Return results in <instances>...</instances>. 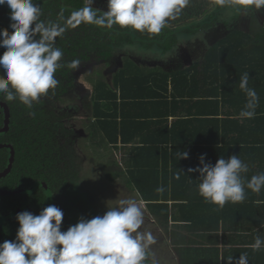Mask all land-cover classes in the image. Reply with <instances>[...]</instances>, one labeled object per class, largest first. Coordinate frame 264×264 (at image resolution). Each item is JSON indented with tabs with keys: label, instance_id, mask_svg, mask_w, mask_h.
I'll return each mask as SVG.
<instances>
[{
	"label": "trees",
	"instance_id": "1",
	"mask_svg": "<svg viewBox=\"0 0 264 264\" xmlns=\"http://www.w3.org/2000/svg\"><path fill=\"white\" fill-rule=\"evenodd\" d=\"M36 3L42 9V20L64 24L86 0ZM92 7L107 11V0H94ZM188 8L195 12L193 18L203 19L196 34L185 31L187 39L220 23L228 26L226 20H220L201 30L205 15L234 10L215 5L214 0H189ZM249 11L251 33L232 27L193 66L164 72L141 63L148 52H156L160 59L174 56L173 48L178 50L184 32L183 20L179 21L182 13L159 34L119 25L110 29L87 23L69 25L56 40L64 53L61 63L79 59L83 70L94 64L117 69L119 56L124 67L113 72L112 85L101 73L96 74L91 78L93 93L87 90L84 98L76 91L77 70L67 67L55 74L57 88L31 110L19 101L8 103L0 97L5 104L0 107V243L16 239L20 227L16 217L24 211L39 215L50 205L58 207L64 214L62 231L81 218L103 215V207L76 185L77 172L69 164L76 137L64 127L73 115L58 107L59 102L75 104L82 99L90 123L86 141L95 142L98 148L99 138L103 145L98 151L106 150L108 157L111 150L123 161L127 187L146 202L173 244L184 245L183 264H229L230 258L236 264L242 254H247L248 264H264V247L260 251L250 247L256 236L264 238V188L259 193L246 189L243 202H229L218 209L199 195V172L188 171L201 166L199 157L206 154L205 162L212 165L221 157L239 156L249 164L246 180L264 173V25L256 9ZM237 16L241 19L242 13ZM11 23L9 7L0 5V31L11 32ZM150 42L157 47H150ZM5 51L0 47V55ZM244 72L249 73V87L259 96L253 119L239 117L246 102L239 89ZM3 74L5 70L0 68ZM180 151H187L188 159H179ZM94 155L102 158L96 149ZM121 175L110 172L102 177L113 182ZM161 187L164 191L158 192ZM58 199L66 205L61 206ZM177 230H188L197 239L186 240Z\"/></svg>",
	"mask_w": 264,
	"mask_h": 264
},
{
	"label": "clouds",
	"instance_id": "2",
	"mask_svg": "<svg viewBox=\"0 0 264 264\" xmlns=\"http://www.w3.org/2000/svg\"><path fill=\"white\" fill-rule=\"evenodd\" d=\"M214 3L237 13L252 8L264 10V0H214ZM5 4L10 9L12 31H0V47L6 49L0 55V68L5 70L0 75V97L8 103L19 101L31 110L41 97L57 88V70L80 68L79 59L61 63L64 53L56 46L57 38L63 36L69 25L87 23L109 29L119 25L141 33L159 34L169 21L179 17L189 0H107V11L94 9V0H86V5L64 24L42 20V9L36 0H0V5ZM226 27L228 35L231 28ZM249 79V73L244 72L239 80V89L246 97L239 113L241 119L255 118L259 106V96L249 87ZM177 155L179 159L189 157L187 151ZM205 156L199 157L201 166L188 171L199 172V195L218 209L229 202H243L246 189L259 193L264 188V173L246 180L244 174L249 172V164L239 156L227 160L221 157L215 165L206 163ZM179 178L177 173L176 179ZM144 204L135 199H120L114 206H108L104 215L81 218L67 231L61 230L64 214L54 205L44 208L39 215L19 213L16 239L0 243V264H145L156 239L152 232L140 231L145 223ZM250 247L260 251L264 238L256 236ZM152 264H157L155 258ZM236 264H248L247 254H242Z\"/></svg>",
	"mask_w": 264,
	"mask_h": 264
},
{
	"label": "rangeland",
	"instance_id": "3",
	"mask_svg": "<svg viewBox=\"0 0 264 264\" xmlns=\"http://www.w3.org/2000/svg\"><path fill=\"white\" fill-rule=\"evenodd\" d=\"M253 9L254 8H252L251 10ZM226 11H225L226 13L224 12V10L222 11L225 13L224 15L223 14L205 15L203 21L205 20L207 21L202 24L201 30L205 29L204 25L215 24L216 21H220V20H222L223 22L224 20H226L229 28L234 27L237 30H241L244 32H248L250 30L249 25H250V18L252 16L251 11H248L246 13L241 12L242 13L241 19L240 16H237V12L235 10L227 9ZM256 14L257 15L259 14L261 23L264 25V17L262 10L259 11L256 10ZM194 15L195 12H193L192 8L191 10L190 8L184 9L182 14L180 15L179 21L183 20V25H180L183 26L181 28V31L184 32L180 33L181 36L178 44L179 51H177V48L175 47L173 48L174 50H176L174 53V58H165V56L163 55L162 59H160L159 54H157L156 52L154 51L148 52L146 53L147 60L143 62V64L141 63V65L143 66L145 65V68L148 67L160 68V70L162 69L161 71L163 72L166 70L167 71H171V70L173 71L175 69L179 70L177 68H179L180 66L191 67L194 60L201 57L200 51L206 52L210 44L223 40L224 38L227 37L226 36L227 27L226 25L220 23L219 25L211 26V30H207L206 32L200 34L198 33L197 36L195 37H193L192 35L190 36L191 39H187L185 31L188 30L189 32H192V34H196L201 27V25H198V23H201L203 18L196 19L193 18ZM187 17L190 18L187 19ZM178 25L179 23L177 24V26ZM177 26H174L172 28H175ZM228 32L230 33V30H228ZM166 42L167 41L164 40L165 44ZM150 44L153 45L150 46L152 48L157 47L156 45L153 44V42H150ZM116 59L118 62L122 63L119 56ZM162 65H164V67ZM114 70H115L114 67L105 68V65H98V66L90 65L88 68H86V70H83V68L80 67L76 71V73H79V75H81V77L79 78V83L84 84V88L86 90H91L94 88V85L91 83V78L97 77L96 74L101 73L103 76L106 77V80H108V82L110 83V80L112 81L110 77L111 75H113ZM62 107L69 108L68 113L73 115L72 118L65 121L64 127L74 131L76 137L75 146L71 147L72 151H71V157H69V164L72 166L73 170L77 172L76 185L78 189L81 192L91 194L98 204H104V208H106V210L108 209L109 205L113 204L112 198L119 196V198L121 197L120 199H123L122 192L123 195L129 194L131 198L135 196L139 198V194L135 190L128 191L127 190L128 187L127 188L124 187L126 177L124 176L123 173H125L126 169H125V165L121 164L120 161L117 159L118 157L117 154H114L113 151L110 150L107 157L106 150L101 151L102 149H100V151H98V148L103 145L102 141L99 138L96 139V143L98 142L99 144L98 148H95V146L93 145V143L95 142H91L90 140L86 141V138L88 137V125L90 123L86 119V113L83 111L82 105L74 104V105H65ZM80 139L82 140L79 141ZM88 146L91 147L90 151L86 149L88 148ZM95 149L96 152L99 153L101 152V157H102L101 159H99V157H96L94 155ZM110 172H115V173L118 172L119 174L122 175L121 177L115 179L113 182H110L102 177L103 175L106 176ZM119 185L123 187L122 188L123 190L120 189ZM114 188H117L118 190L116 189L114 191ZM57 202L61 206H63L64 204L66 205L65 200L61 201L60 199H58ZM105 204H107V207L105 206ZM100 210L103 211V209ZM156 235L158 239H161L160 233H157ZM154 247L149 249V251L152 254H154L155 252ZM176 248H177L176 246H173L174 251L176 250ZM169 264H176V263L172 262Z\"/></svg>",
	"mask_w": 264,
	"mask_h": 264
},
{
	"label": "crops",
	"instance_id": "4",
	"mask_svg": "<svg viewBox=\"0 0 264 264\" xmlns=\"http://www.w3.org/2000/svg\"><path fill=\"white\" fill-rule=\"evenodd\" d=\"M226 36H227V34H226ZM198 61L199 60L197 58L196 60H194L193 64L197 63ZM193 64L191 66H193ZM180 67H182V66H180ZM186 67H189V66H186ZM124 186H127V185L124 184ZM127 190L130 191L131 189L127 188ZM133 199H135L137 201H143L142 198H140V197L137 198L136 196L133 197ZM144 203H145L144 205H145V209H146V212H145V223H147V222L152 223V220L155 223V220L153 218V215L149 211L148 205L146 204V202H144ZM147 213H149L150 215H152V217L151 218H148ZM154 223H152V224H154ZM141 231H146V230L141 229ZM148 231L152 232V234L156 237V243H155L156 245L153 244V245L150 246V248H153L155 246L154 247L155 252H156L157 249H160L161 251H165L166 254L169 253V255H168L169 256V259L174 260L176 262V264H183L182 248L184 247V245H178L179 247H177L176 250L174 251L173 250V246H175V245L173 244V241L171 240L170 236L162 228L157 229V230H155V228H153L152 231H151V229H149ZM157 233H160L162 242H158L157 241V240H159L158 237H157V235H156ZM177 234H180L182 237H185L186 240H189V239H191V240L197 239L195 237V235H191L188 232V230L187 231L186 230H180V232L177 230ZM221 241H222V239H221ZM190 244L192 245V247H195V248L197 247V245H194L193 243H190ZM220 247H221V250H223V247H224L223 242L221 243ZM148 252L151 255H155V252H154V254H152L149 250H148ZM171 253H173L174 255L171 254ZM173 257H175V258H173ZM166 263L168 264V262H166Z\"/></svg>",
	"mask_w": 264,
	"mask_h": 264
},
{
	"label": "flooded vegetation",
	"instance_id": "5",
	"mask_svg": "<svg viewBox=\"0 0 264 264\" xmlns=\"http://www.w3.org/2000/svg\"><path fill=\"white\" fill-rule=\"evenodd\" d=\"M177 51H179V50H177ZM202 52V53H201ZM203 54H204V51H200V55H201V57L203 56ZM200 57V58H201ZM172 58H174V56L172 57ZM120 62H118V64H119ZM89 65V64H88ZM94 65H97V64H94ZM183 65V64H182ZM98 66V65H97ZM162 66H164V65H162ZM83 76V75H82ZM81 77V75H79V78ZM76 91L78 92V94L81 96V98H84L83 96L87 93V90L84 88V84H80L79 83V81H77L76 82ZM76 99V98H75ZM68 100V99H67ZM81 101H82V99H81ZM81 101L79 100V99H76V101H75V104H80V105H82V103H81ZM65 105H74V104H71L70 102L69 103H58V107L60 108V109H62V110H64V111H66V112H69L68 110H69V108H66V107H62V106H65ZM75 113H78V112H75ZM65 121V120H64ZM119 187H120V189L121 190H123L122 188V186H120L119 185ZM117 188H114V191L116 190ZM118 190V189H117ZM122 196H123V199H133V197L131 198L130 197V195L129 194H124L123 195V192H122ZM125 197V198H124ZM121 198V197H120ZM120 198H119V196L118 197H114V198H112V202H113V204L115 205V204H117L118 203V201L120 200ZM113 204H111V205H109V206H114ZM99 205H101L102 207H103V215L108 211V209L106 210V208H104V204H99ZM105 206L107 207V204H105ZM106 210V211H105ZM150 226V227H149ZM153 228H155V230H157V229H160V227L157 225V223L155 222L154 224H152V223H149V222H147V223H144V225H142V228L141 229H143V230H146V231H148L149 229H151V231H152V229ZM141 229H140V231H141ZM158 242H162V240L161 239H159L158 240ZM169 253L168 254H166V252L165 251H161L160 249H157L156 250V252H155V255H151L150 253H149V258L145 261V264H152V262H153V258H155V260H156V262H157V264H167L166 262H168V264L169 263H172V262H175L174 260H171V259H169ZM156 256V257H155ZM161 262V263H160ZM176 263V262H175Z\"/></svg>",
	"mask_w": 264,
	"mask_h": 264
},
{
	"label": "water",
	"instance_id": "6",
	"mask_svg": "<svg viewBox=\"0 0 264 264\" xmlns=\"http://www.w3.org/2000/svg\"><path fill=\"white\" fill-rule=\"evenodd\" d=\"M123 67H124V65H123V62H122V63L119 64L118 68L114 70V72L115 71L117 72L118 70L122 69ZM76 75L79 76V73H76ZM112 77H113V75H111V77H110L112 79V81L110 80V85L113 84V78ZM88 91H90V94L92 95L93 89L88 90ZM0 107H3V108L5 107V104L3 102H1V101H0ZM6 110H7V107H6ZM124 187L127 188V186H124ZM147 215H148V218L152 217V215H150L149 213H147ZM152 223H154L153 220H152Z\"/></svg>",
	"mask_w": 264,
	"mask_h": 264
}]
</instances>
